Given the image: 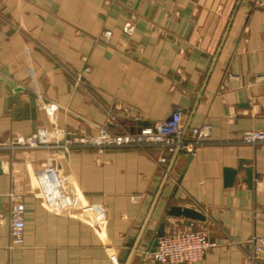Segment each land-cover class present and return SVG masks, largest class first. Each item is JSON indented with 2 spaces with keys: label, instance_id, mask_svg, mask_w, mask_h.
<instances>
[{
  "label": "crops",
  "instance_id": "1",
  "mask_svg": "<svg viewBox=\"0 0 264 264\" xmlns=\"http://www.w3.org/2000/svg\"><path fill=\"white\" fill-rule=\"evenodd\" d=\"M0 76L26 87L14 101L0 79V138L13 143L44 124L138 131L176 110L211 125L196 155L165 166L156 147L0 148V264H158L150 251L173 204L201 210L195 226L217 242L190 264H264L250 256L264 234V142L242 141L264 129V0H0ZM14 160L26 168L19 244ZM168 218L166 230L189 222Z\"/></svg>",
  "mask_w": 264,
  "mask_h": 264
},
{
  "label": "built area",
  "instance_id": "2",
  "mask_svg": "<svg viewBox=\"0 0 264 264\" xmlns=\"http://www.w3.org/2000/svg\"><path fill=\"white\" fill-rule=\"evenodd\" d=\"M126 34L131 35L135 30L132 18L123 25ZM109 36L112 30L107 29ZM211 134V125H188L179 110L173 112L169 120L149 124L139 131L112 132L107 124H99L95 133H74L57 125L44 124L37 127L18 143L9 142L0 138V148L25 146L32 148H47L61 152L68 147L106 148L116 147H156L160 150L158 162L165 166L171 156L177 152H184L194 156L198 149L205 143L206 137ZM243 142L256 144L264 142V129L252 128L245 130ZM25 164L14 160L12 168V186L8 191L10 198V235L13 244L23 241L25 233L26 188L24 177ZM195 219L189 218L187 227H177L165 230L159 237L155 250L150 251V257L158 264H190L204 258L206 254L217 245L211 240L203 228L195 226ZM254 252L250 255L253 259L264 260V234L253 238Z\"/></svg>",
  "mask_w": 264,
  "mask_h": 264
},
{
  "label": "water",
  "instance_id": "3",
  "mask_svg": "<svg viewBox=\"0 0 264 264\" xmlns=\"http://www.w3.org/2000/svg\"><path fill=\"white\" fill-rule=\"evenodd\" d=\"M1 80H4L7 83V86L12 93V100L18 101L19 99V93L26 91V87L23 86L22 84H19L16 80L12 78H8L5 76H0ZM22 105H20L21 107ZM31 107V115L33 118H36L38 115V109L37 106H30ZM138 130L140 131L142 127L144 126L143 120H138ZM1 164V161H0ZM246 169V176L247 180L251 182L252 177H253V170L249 166H245ZM2 168L0 166V173H2ZM238 173V168H227L226 169V184L227 185H232L236 179V175ZM171 216H184V217H189V218H196V219H205V214L199 210L198 208H195L193 206H188V205H171L169 208L166 210V218H163L156 230L154 240L152 243V250H155L158 242H159V237L165 234L166 230V225L169 224L170 220L168 217ZM129 251V248L125 250V253Z\"/></svg>",
  "mask_w": 264,
  "mask_h": 264
}]
</instances>
